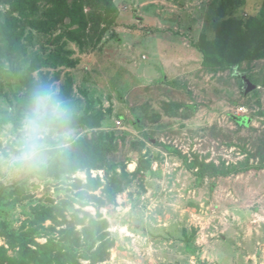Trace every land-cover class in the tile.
<instances>
[{
  "label": "rangeland",
  "instance_id": "obj_1",
  "mask_svg": "<svg viewBox=\"0 0 264 264\" xmlns=\"http://www.w3.org/2000/svg\"><path fill=\"white\" fill-rule=\"evenodd\" d=\"M212 1L113 0L118 17L108 25L103 2L81 0L84 14L95 16L82 35L83 49L54 43L56 33L31 32L26 56L11 67V81L0 82V223L10 237L23 241L31 234L39 244L61 246L66 226L52 231L49 221L34 227L31 221L40 207L69 200L68 216L82 211L106 221L114 246L98 264H264V58L233 70L203 66L193 44L210 19ZM262 2L243 0L235 16L257 15ZM6 9L0 4L1 13ZM163 30L168 34L162 37ZM172 39L190 53L176 45L178 50H168ZM50 53L78 60L72 69L40 67L32 74L35 85H51L59 94L71 80L66 101L74 137L67 151L95 133L108 167L117 172L133 173L143 156L149 163L143 190L132 182L112 205L99 207L89 197L96 193L80 197L72 184L86 183L88 175L105 182L108 168L59 174V155L38 170L8 167L28 98L21 77L35 57ZM166 56L171 62L160 63ZM94 119L101 120L99 128L89 127ZM199 164L232 173L207 175L200 183L193 173ZM90 220L77 232L84 236ZM7 241L0 235V247L13 257ZM92 242L74 250L91 252L99 245Z\"/></svg>",
  "mask_w": 264,
  "mask_h": 264
},
{
  "label": "trees",
  "instance_id": "obj_2",
  "mask_svg": "<svg viewBox=\"0 0 264 264\" xmlns=\"http://www.w3.org/2000/svg\"><path fill=\"white\" fill-rule=\"evenodd\" d=\"M81 0H0V4L7 9L0 12V82L11 81L10 71L22 57L27 54L24 41L31 42V32L48 34L53 36L54 43L71 42L79 49L84 48L83 33L89 27V23L95 21V16L84 14L80 5ZM105 4L108 14L103 16L108 25L115 24L118 17V9L113 0H99ZM243 4V0H213L208 7L206 27L202 30L197 42L193 44L202 56L204 67L217 70H233L243 62L256 61L264 58V0L257 15L246 19L236 17L235 11ZM45 11L41 12L40 8ZM26 28L30 33L26 35ZM26 35V36H25ZM27 39V40H26ZM72 53V52H69ZM78 60L61 57L58 53L48 57H35L25 74L21 77L22 85L27 89L29 96L35 85L32 74L42 68H67L76 67ZM12 67V69H11ZM42 75V74H40ZM72 90L71 80L67 79L60 96L70 99ZM100 119L93 120L89 127L99 128ZM99 138L95 133L86 135L76 141L71 149L58 156L55 163L59 174L72 173L81 169H105V182L88 175L86 183L75 181L72 186L81 189L78 196L89 197L97 202L99 207L112 205L115 196L122 193L124 188L132 182H140L143 190L142 175L149 169V163L142 156L137 160V167L133 173L125 169L117 172L116 167H108V157L102 153ZM197 167V168H196ZM194 166V176L197 182L203 183L209 175L211 178L225 177L231 171L217 169L214 164H199ZM109 171H112L110 173ZM3 196L0 195V199ZM69 200L52 206H42L35 213L31 226H37L49 221L51 227L47 230H55L56 227L66 226V231H61V246L54 241L39 244L34 241L35 236L25 234L20 241L14 236L10 237L4 223H0V235L8 240L9 251L15 255H7V249L0 247V264H81L79 256L89 261V264H98L107 260L109 251L114 242L109 239L106 221L96 222L90 220L88 212L75 211L74 215H67ZM80 213V214H79ZM100 217V216H98ZM101 218V217H100ZM90 220L89 227H84V236L77 232L76 227L84 226ZM63 233V234H62ZM108 233V234H107ZM92 235L96 238L91 239ZM108 236V239H106ZM93 240L92 246L99 244L91 252H77L74 249L81 248L84 243ZM20 241V242H19Z\"/></svg>",
  "mask_w": 264,
  "mask_h": 264
},
{
  "label": "clouds",
  "instance_id": "obj_3",
  "mask_svg": "<svg viewBox=\"0 0 264 264\" xmlns=\"http://www.w3.org/2000/svg\"><path fill=\"white\" fill-rule=\"evenodd\" d=\"M72 109L56 88L37 84L31 90L16 133L14 151L6 158L16 171L44 168L70 148L74 137Z\"/></svg>",
  "mask_w": 264,
  "mask_h": 264
},
{
  "label": "crops",
  "instance_id": "obj_4",
  "mask_svg": "<svg viewBox=\"0 0 264 264\" xmlns=\"http://www.w3.org/2000/svg\"><path fill=\"white\" fill-rule=\"evenodd\" d=\"M120 10V9H119ZM163 34L161 35L162 37H163V35H165L166 33H167V31L165 32V30H163V32H162ZM168 34V33H167ZM163 40H164V38H163ZM183 40H184V38H181V41L183 42ZM170 42L168 43L171 47H168V50H178V48L180 47V46H182L183 47V45H184V43H182V42H176L175 40L173 41V39H172V41L171 40H169ZM178 47L177 49H175L176 48V46ZM186 45V44H185ZM182 47H180V49H181V51H185V50H183L182 49ZM174 52V51H173ZM185 52H187V54H189L190 53V50L189 51H185ZM197 55H198V57L201 59V61H202V56H201V54L197 51ZM164 56H165V54H164ZM163 56V57H164ZM169 56V55H168ZM168 56H166L165 58H161V62L160 63H162L163 61H165V60H168V61H170L169 59H168ZM175 59L177 60V63H181V61H180V58H178V56L176 55L175 56ZM171 62V61H170Z\"/></svg>",
  "mask_w": 264,
  "mask_h": 264
},
{
  "label": "water",
  "instance_id": "obj_5",
  "mask_svg": "<svg viewBox=\"0 0 264 264\" xmlns=\"http://www.w3.org/2000/svg\"><path fill=\"white\" fill-rule=\"evenodd\" d=\"M254 87H248L247 89H246V91H250L251 89H253Z\"/></svg>",
  "mask_w": 264,
  "mask_h": 264
}]
</instances>
